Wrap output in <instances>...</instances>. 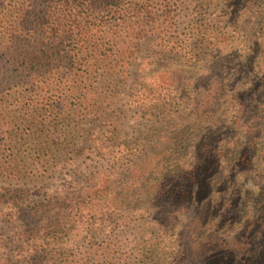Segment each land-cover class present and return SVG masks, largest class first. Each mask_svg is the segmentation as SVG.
Returning <instances> with one entry per match:
<instances>
[{
    "label": "rangeland",
    "instance_id": "obj_1",
    "mask_svg": "<svg viewBox=\"0 0 264 264\" xmlns=\"http://www.w3.org/2000/svg\"><path fill=\"white\" fill-rule=\"evenodd\" d=\"M256 1L112 0L99 11L107 29H91L98 43L85 45L124 58L95 63L66 41L76 56L34 76L22 60L0 61V264H32L39 249L42 264H219L218 243L237 236L229 191L214 187L213 204H198L188 187L171 194L163 184L170 171L201 164L177 135L208 103L221 105L214 124L230 129L211 136L213 160L246 191L237 237H253L264 221V98L234 109L226 87L240 83L252 51L259 66L244 88L264 91V0ZM43 32L51 33L38 29L31 40ZM59 222L71 228L57 234Z\"/></svg>",
    "mask_w": 264,
    "mask_h": 264
},
{
    "label": "trees",
    "instance_id": "obj_2",
    "mask_svg": "<svg viewBox=\"0 0 264 264\" xmlns=\"http://www.w3.org/2000/svg\"><path fill=\"white\" fill-rule=\"evenodd\" d=\"M111 1L0 0V29H8L0 34V61L2 59H9L12 64H16L22 60L21 64L30 66L32 72H34V76L40 73L39 70L45 63L49 60L55 61L61 55L73 59L76 55L80 57L91 51L93 54L91 53L86 56H91L90 61L95 63H108L111 57L124 58L125 51H121L120 49L111 51V55L109 56L101 51L100 45L94 44L91 47L85 45L87 41H95L98 43V40L92 36L91 29H107V22L100 18L99 11L106 9ZM256 2L263 3V0H257ZM38 29H49L51 33H40L38 39L32 41L30 37L36 35ZM72 29H76V31L74 32ZM97 32L94 31L93 33ZM196 37H198V41L204 39L206 42L214 38L208 33H197ZM19 40H29L35 44L19 42ZM66 41L73 42L74 51H77L76 55L72 57L69 55L70 51L64 45ZM92 47L93 49H90ZM251 54L253 61H244L242 63L244 65L242 70L236 75L241 79L240 83L237 84L239 80L235 77L232 81L234 85L226 87L230 92L229 97L233 99L232 106L234 109L247 111L244 103L246 100L259 101L264 98L262 95L263 89H253L252 87L244 88L245 80H249L247 73L252 74L253 70L251 68L254 67L256 69L259 66V63L256 62L257 53L255 54L254 52L253 54L251 51ZM190 58H192V54ZM87 61L89 60H84V62ZM8 70L6 71L7 75H9L8 77H14L15 71ZM26 78H28L26 84L32 86L34 77L30 78V74H28ZM71 94H73L72 96L75 95V93ZM79 95L80 98L84 97L82 94ZM31 103L27 106L35 107ZM208 105L210 109L204 112L203 119L199 115L200 110H198L192 116L193 118L190 117L187 120V125L183 126L177 135L178 140L184 139L183 142L178 143L180 148L182 144L188 141L191 142V159L193 161H199L201 164L191 163L186 169L178 168L170 171V174L163 180V184L171 194L175 191L178 194L181 187H188L185 193L188 194L192 202L196 201L198 204L206 202L213 204L211 196L214 187L221 186L224 191H229V198L232 201L229 206L227 205L229 210L226 215L228 220L233 218V221L229 220V225H231V231L239 236L241 235L242 228L247 225L244 222L247 211L244 210L242 204V201L246 198V191L238 180L231 179V174L227 175L224 179V170L218 167V161L213 160V153L216 148L214 144L216 142L210 139L212 138L211 136H215V129L218 128L221 130V126L225 130L230 129L228 126H224L223 121H219L220 126L217 123L214 124V120L222 116L220 112L221 105H212L210 103ZM200 129V134H204V137L201 138L200 135H192ZM200 139L202 140L199 141ZM199 144H201V149L198 147ZM196 150H198L196 153H192ZM204 159L205 161L203 162ZM240 160L245 161L246 170H252L250 157L246 152L241 154ZM260 174L264 175V168ZM214 180L216 181L213 182ZM198 184L202 187V196L197 193L199 190ZM262 192L264 194V188ZM256 225L257 229L253 237L248 238L242 235V237L238 238L236 236L230 242L222 239L218 243V252L220 254L216 259L219 264H264V221H257ZM53 227L54 232L57 234L59 233L57 231H64L71 228L70 224L61 222L53 225ZM45 259V251L39 249L33 256L32 264H42L45 262Z\"/></svg>",
    "mask_w": 264,
    "mask_h": 264
}]
</instances>
